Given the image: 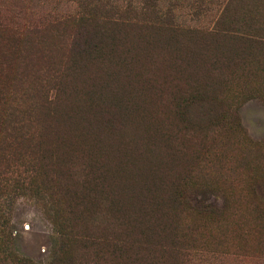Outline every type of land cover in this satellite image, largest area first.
Masks as SVG:
<instances>
[{
    "label": "rangeland",
    "instance_id": "1",
    "mask_svg": "<svg viewBox=\"0 0 264 264\" xmlns=\"http://www.w3.org/2000/svg\"><path fill=\"white\" fill-rule=\"evenodd\" d=\"M0 95V264H264V0H0Z\"/></svg>",
    "mask_w": 264,
    "mask_h": 264
},
{
    "label": "trees",
    "instance_id": "2",
    "mask_svg": "<svg viewBox=\"0 0 264 264\" xmlns=\"http://www.w3.org/2000/svg\"><path fill=\"white\" fill-rule=\"evenodd\" d=\"M0 101H1V106L2 108H0V129H7L8 126L14 127L12 125L16 124L20 127L17 128H13L11 129L12 131L14 130H20V128H22L23 126H25V124L29 121H33L34 118L32 116H28L26 115L25 117L21 118V120L16 121V122H12V119H18L17 117L20 116V114H22L21 112H18V114H16L15 112L17 111V109L11 104V101H8V98L0 95ZM26 112V111H25ZM7 138H1L0 139V144H3ZM7 151L6 148H2L0 147V153H5ZM3 155V154H1ZM29 166H26L24 164L19 165L18 168H15L14 172H18L23 170V172H27L30 173L28 176L23 177L20 175H13L10 178L7 177L8 173H9V168L5 167L2 169V172L0 173V178H1V182L0 184H2L3 186H10V189H13V191H16L17 194L21 195V196H25V197H30L32 194L34 193H38L39 189H40V184L38 183V181L35 179V174H36V170L33 167V170L28 168ZM42 193V191L40 192ZM39 193V194H40ZM44 196H48L47 191L43 193ZM38 195V194H37ZM37 195H35V197H37ZM54 203H56L55 200H53ZM55 224V222H54ZM54 261L52 260L50 263L48 264H53ZM18 264H35L29 260H20L18 261Z\"/></svg>",
    "mask_w": 264,
    "mask_h": 264
}]
</instances>
